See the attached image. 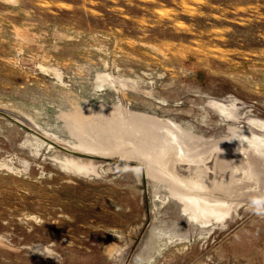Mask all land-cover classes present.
Wrapping results in <instances>:
<instances>
[{"label": "rangeland", "instance_id": "374dc122", "mask_svg": "<svg viewBox=\"0 0 264 264\" xmlns=\"http://www.w3.org/2000/svg\"><path fill=\"white\" fill-rule=\"evenodd\" d=\"M0 264H264V0H0Z\"/></svg>", "mask_w": 264, "mask_h": 264}, {"label": "bare ground", "instance_id": "6f19581e", "mask_svg": "<svg viewBox=\"0 0 264 264\" xmlns=\"http://www.w3.org/2000/svg\"><path fill=\"white\" fill-rule=\"evenodd\" d=\"M227 177V176H226ZM206 178V177H205ZM188 187V186H187Z\"/></svg>", "mask_w": 264, "mask_h": 264}]
</instances>
